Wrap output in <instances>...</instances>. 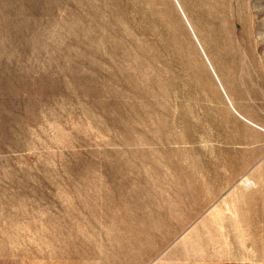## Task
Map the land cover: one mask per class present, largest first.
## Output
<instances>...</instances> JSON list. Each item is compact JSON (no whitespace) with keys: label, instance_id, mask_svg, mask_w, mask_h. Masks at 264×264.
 <instances>
[{"label":"rangeland","instance_id":"1","mask_svg":"<svg viewBox=\"0 0 264 264\" xmlns=\"http://www.w3.org/2000/svg\"><path fill=\"white\" fill-rule=\"evenodd\" d=\"M258 159L264 194V0H0V264H133L143 237L264 264L229 214L164 207Z\"/></svg>","mask_w":264,"mask_h":264},{"label":"crops","instance_id":"2","mask_svg":"<svg viewBox=\"0 0 264 264\" xmlns=\"http://www.w3.org/2000/svg\"><path fill=\"white\" fill-rule=\"evenodd\" d=\"M200 162V161H198ZM212 165H221L223 167L229 166L231 164L227 163L228 160L223 159H210ZM241 162V165H249L250 169L240 176L236 181H229L228 178L235 176L230 170L226 169L224 173H212L205 174L206 169L195 168L192 170L193 176L190 177L191 185V196L189 205H185L184 202L181 204L180 201L175 199L164 205L166 212L170 215V221L173 223L171 229H183L186 226H182L180 215L183 213L179 208L188 207L190 214L195 215H205L206 213H216L218 215L229 214V216H222L227 219L228 226L231 229H238L240 235L239 244H241L244 253L249 252L256 254V252L245 250L248 247L262 246L264 242L261 233H257L261 230L260 217L261 213H264V194L261 192L260 182L263 176H261V170L258 168L261 166V160H250L249 164ZM234 165V164H232ZM197 166H201L200 163ZM219 171V169L217 170ZM259 172L258 179H255L254 173ZM196 175H195V174ZM173 198V197H171ZM227 199L228 203L226 205H219L223 200ZM163 205L155 206L156 209L149 211V214H160L165 211L161 208ZM229 209H228V208ZM232 213H236L237 216H233ZM142 214V228L145 229V207L141 211ZM176 215H179L176 216ZM226 224L222 227L227 228ZM154 228H159L155 227ZM192 222L190 225V230L193 229ZM262 231V230H261ZM255 232V233H253ZM248 235V236H247ZM162 238H156L154 242L150 241L145 237L136 239V243H132V249L130 248L131 243H126L127 253L126 262L133 264H171L172 254L175 251L173 243H166ZM251 250L257 251L256 248ZM132 254V258H131ZM259 257H261L259 255ZM112 259L110 260V262ZM111 264V263H110ZM192 264H236L229 259L221 258H207L204 260L196 261Z\"/></svg>","mask_w":264,"mask_h":264}]
</instances>
